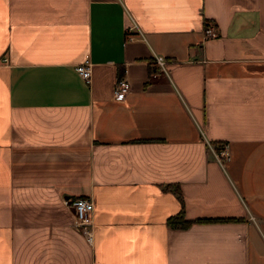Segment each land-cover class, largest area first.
<instances>
[{"label":"crops","instance_id":"0c3cea01","mask_svg":"<svg viewBox=\"0 0 264 264\" xmlns=\"http://www.w3.org/2000/svg\"><path fill=\"white\" fill-rule=\"evenodd\" d=\"M0 264H264V0H0Z\"/></svg>","mask_w":264,"mask_h":264},{"label":"built area","instance_id":"2783aa9c","mask_svg":"<svg viewBox=\"0 0 264 264\" xmlns=\"http://www.w3.org/2000/svg\"><path fill=\"white\" fill-rule=\"evenodd\" d=\"M205 37L207 39L216 38L218 30L212 22H206L204 27ZM134 38V35L131 32V28L128 29L126 34V39L131 41ZM155 64L159 71L167 72L168 61L162 56H158L155 59ZM77 72L83 78L86 83H90L92 77V69L90 62L86 61L85 63L77 67ZM131 86L126 78L123 76L118 79L114 88V99L118 102L124 101L129 92ZM212 149L215 153L216 158L220 163L224 164L230 157V151L226 144H223L220 149H216L212 146ZM69 205L72 208L75 216V226L83 234L85 239L93 244L94 242V231H93V213H94V202L90 198L79 197L71 199Z\"/></svg>","mask_w":264,"mask_h":264},{"label":"trees","instance_id":"16d2710c","mask_svg":"<svg viewBox=\"0 0 264 264\" xmlns=\"http://www.w3.org/2000/svg\"><path fill=\"white\" fill-rule=\"evenodd\" d=\"M152 72H154V69H150L149 73L151 74ZM175 193L178 195L180 200L183 202L180 191L178 188L175 189ZM200 221H203V220H200ZM168 223L171 227L187 228L193 223V221L185 218L184 209H182L178 215L171 217L168 220Z\"/></svg>","mask_w":264,"mask_h":264}]
</instances>
